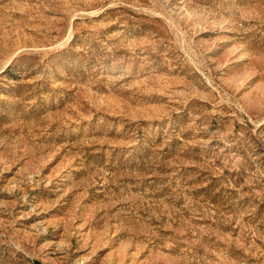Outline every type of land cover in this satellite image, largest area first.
<instances>
[{
  "label": "rangeland",
  "instance_id": "1",
  "mask_svg": "<svg viewBox=\"0 0 264 264\" xmlns=\"http://www.w3.org/2000/svg\"><path fill=\"white\" fill-rule=\"evenodd\" d=\"M0 264H264V0H0Z\"/></svg>",
  "mask_w": 264,
  "mask_h": 264
}]
</instances>
